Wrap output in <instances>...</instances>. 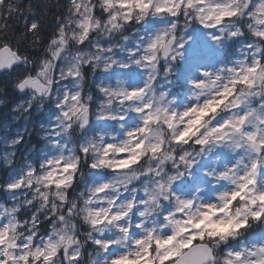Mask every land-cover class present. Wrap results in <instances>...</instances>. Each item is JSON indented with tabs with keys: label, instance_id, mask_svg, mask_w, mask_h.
Returning a JSON list of instances; mask_svg holds the SVG:
<instances>
[{
	"label": "clouds",
	"instance_id": "1",
	"mask_svg": "<svg viewBox=\"0 0 264 264\" xmlns=\"http://www.w3.org/2000/svg\"><path fill=\"white\" fill-rule=\"evenodd\" d=\"M92 4L93 34L48 57L42 94L0 88L6 108L12 91L26 96L8 113L24 128L5 143L37 126L43 141L23 162L5 155L16 175L0 207L16 218L0 213V232L18 226L0 261L52 243L63 251L51 264H192L193 252L198 264H264V0ZM0 73L14 85L21 70ZM29 167L33 186L9 192Z\"/></svg>",
	"mask_w": 264,
	"mask_h": 264
},
{
	"label": "snow or ice",
	"instance_id": "2",
	"mask_svg": "<svg viewBox=\"0 0 264 264\" xmlns=\"http://www.w3.org/2000/svg\"><path fill=\"white\" fill-rule=\"evenodd\" d=\"M105 2L111 6V0H105ZM25 6L19 3V0H0V33H12V28L9 24V20H15L22 12ZM27 11H32V6H27ZM68 16L64 19L57 18V27L53 31V34L48 37L46 41H43L41 32L43 30L42 24L36 20H32L30 23L26 22L27 31L32 34L31 48L43 47L44 55L43 58L37 57L38 62L41 64V71L36 75H28L27 70L23 68V61L26 59L22 54L21 44L12 43L9 39H0V69L15 68L21 70V75L16 80L15 84H9L10 87H14L16 90H32L34 92L43 93L46 90V86L40 79V76L46 71L49 60L48 57L59 58L65 49L75 47V43L79 42L81 46H84L89 37L93 34V18L95 17V7L92 4V0H70V7L68 8ZM264 35V33H261ZM12 37V35H10ZM13 38V37H12ZM26 39V37H25ZM20 41L19 39H17ZM54 50V51H53ZM89 67L91 65L89 64ZM69 75H76L69 71ZM78 99V97H74ZM67 115V113H65ZM35 175V172L29 167L28 170L21 175L17 176L14 180H10L6 184V188L9 192L15 194L17 191L22 189L27 183L29 187L33 186L32 181H25L24 176ZM52 174L49 173L43 179L50 180ZM0 213L10 215L14 220L16 218L15 209L11 211L6 207H0ZM35 222V221H34ZM18 225L9 223V227L0 232V244L5 243L7 235L10 234L11 230ZM34 237L29 234V240H33ZM194 239V238H193ZM191 240L187 244H191ZM10 248L16 247L15 243L8 245ZM186 246V245H185ZM28 248H34V245L29 244ZM62 249L57 250L56 245L49 243L47 246L42 244L41 247L35 248L34 251H27L26 254L19 257L24 264H27L30 257L40 260L41 258L46 264H51V261L57 254H62ZM4 255L7 260H16L15 256L5 252ZM239 257V253H236ZM77 259V257H73ZM199 254L193 252L192 264H198ZM7 260L0 261V264H7ZM114 264H120L119 261Z\"/></svg>",
	"mask_w": 264,
	"mask_h": 264
},
{
	"label": "rangeland",
	"instance_id": "3",
	"mask_svg": "<svg viewBox=\"0 0 264 264\" xmlns=\"http://www.w3.org/2000/svg\"><path fill=\"white\" fill-rule=\"evenodd\" d=\"M68 1H69V7H70V0ZM96 11H97V14H99V10H96ZM68 14L69 13L67 12V16ZM81 47H84V46H81ZM43 55L36 56V57H42ZM7 81H8V78L5 77L4 75L0 77V88H4L5 93H8L9 89L11 88L10 85L7 83ZM2 96L3 95H1L0 93V98H2ZM20 96L21 97L17 98L15 93H12V92L10 93L9 102L10 101L11 102H10V106L8 109L9 111H11V105L19 104L22 100L26 99L25 94H21ZM40 115L43 116V113H41ZM5 125H6L5 126L6 130L5 131L0 130V141H1L0 142V164L2 167V169H0V172L2 171L0 175V179L2 180L3 178V182L1 184H3L9 178V176L16 175V173L12 172L11 169L8 168V166L5 164L4 158L7 153L15 151L16 156L14 157V160L19 163V162H23L25 158L29 156L30 151H34L32 149L33 144L36 145V149H39L43 145V141L40 139V136L36 134L38 130V126H37V129H32L31 136L25 134L24 140H22L19 145H16L15 148H13L9 144L5 143L3 138L6 135H8L9 138L14 137L16 135L17 130L22 131L24 128L23 118H21L20 121H11V119L10 120L5 119ZM0 203H5L6 205L11 203V201L8 200L7 198V193L5 192L4 189L2 190V188H0ZM21 215H22V218H30L31 212L25 209V210H22ZM49 225H50V221L45 222L44 224L41 225V233H40L41 235H45V236L47 235L48 231H50ZM37 240H39V236L37 237Z\"/></svg>",
	"mask_w": 264,
	"mask_h": 264
},
{
	"label": "trees",
	"instance_id": "4",
	"mask_svg": "<svg viewBox=\"0 0 264 264\" xmlns=\"http://www.w3.org/2000/svg\"><path fill=\"white\" fill-rule=\"evenodd\" d=\"M23 3H29L32 6V11L29 16L20 14L15 20H9L12 28L13 40L19 39L23 47H27L28 51L33 56L44 54L43 47L31 48L32 34L27 31L26 22L30 23L36 20L42 24L41 36L43 41L53 34L57 27V18L64 19L67 17L68 0H22ZM26 18V20L24 19ZM23 24V25H22ZM26 37V39H25ZM18 94V92H15ZM8 116L4 109L0 106V121Z\"/></svg>",
	"mask_w": 264,
	"mask_h": 264
}]
</instances>
